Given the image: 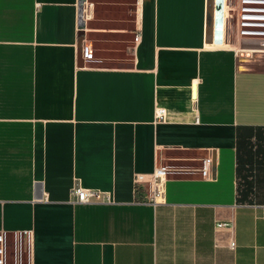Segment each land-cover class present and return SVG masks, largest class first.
<instances>
[{"label":"crops","instance_id":"0c3cea01","mask_svg":"<svg viewBox=\"0 0 264 264\" xmlns=\"http://www.w3.org/2000/svg\"><path fill=\"white\" fill-rule=\"evenodd\" d=\"M216 1L0 0L8 264H264V51Z\"/></svg>","mask_w":264,"mask_h":264},{"label":"built area","instance_id":"2783aa9c","mask_svg":"<svg viewBox=\"0 0 264 264\" xmlns=\"http://www.w3.org/2000/svg\"><path fill=\"white\" fill-rule=\"evenodd\" d=\"M84 12L79 14V22L84 21ZM236 30L239 36L256 41L255 45H250L247 49L250 51L263 50L264 51V0H238L236 5L235 16ZM230 26V25H229ZM88 53L83 51L85 58H88ZM212 161L206 159L203 161L202 174L208 177L211 171ZM167 169L165 167H156L150 179V200L155 202L157 197L162 193L163 182ZM143 191L145 188L135 183L134 194L140 197L143 201ZM71 196L73 201L78 203H92V202H109L111 195L105 191L77 186L72 188ZM7 240L6 231L0 230V264H8L7 258Z\"/></svg>","mask_w":264,"mask_h":264},{"label":"rangeland","instance_id":"374dc122","mask_svg":"<svg viewBox=\"0 0 264 264\" xmlns=\"http://www.w3.org/2000/svg\"><path fill=\"white\" fill-rule=\"evenodd\" d=\"M229 2H230V3H234V2H235V0H229Z\"/></svg>","mask_w":264,"mask_h":264},{"label":"bare ground","instance_id":"6f19581e","mask_svg":"<svg viewBox=\"0 0 264 264\" xmlns=\"http://www.w3.org/2000/svg\"><path fill=\"white\" fill-rule=\"evenodd\" d=\"M219 0H217L216 2H218ZM218 8H220V7H218ZM218 12V11H217Z\"/></svg>","mask_w":264,"mask_h":264}]
</instances>
